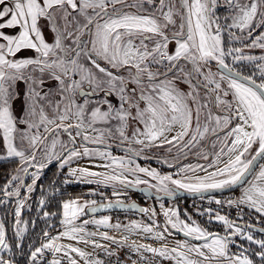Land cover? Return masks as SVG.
<instances>
[{
  "label": "snow or ice",
  "instance_id": "1",
  "mask_svg": "<svg viewBox=\"0 0 264 264\" xmlns=\"http://www.w3.org/2000/svg\"><path fill=\"white\" fill-rule=\"evenodd\" d=\"M189 156L207 163L180 164ZM152 159L175 171L137 163ZM3 161L15 168L0 206L14 209L11 236L0 222V264H264L251 223L200 212L223 225L221 235L162 202L239 189L215 204L238 209L240 221L245 209L264 218V0H0ZM52 165L64 185L111 187L117 199H61L57 225V212L45 210L46 192L64 195L53 180L37 217L25 220ZM141 185L154 190L160 213L120 199ZM112 208L148 222L84 218ZM39 220L45 226L30 231Z\"/></svg>",
  "mask_w": 264,
  "mask_h": 264
},
{
  "label": "rangeland",
  "instance_id": "2",
  "mask_svg": "<svg viewBox=\"0 0 264 264\" xmlns=\"http://www.w3.org/2000/svg\"><path fill=\"white\" fill-rule=\"evenodd\" d=\"M256 54H259V50H257V53ZM113 152L115 155H122L123 153L119 152L118 150L116 149H113ZM157 155H163V156H168L167 153H163V152H157L156 153ZM168 159L170 162L172 163H176V161L172 160V158L170 156H168ZM201 163V164H206L207 161H204L202 159H199L197 157H194V156H189L188 159H183L181 158L180 160V163L181 164H195V163ZM83 163V166L87 167L88 164L87 162H82ZM137 163H139L141 166H148L150 165L151 167L153 168H156L158 169L159 171L161 172H164V173H170V172H173L175 171V169H171V168H168L166 165H162L160 164L156 159H152V160H137ZM75 166V165H73ZM14 168H15V164H14V167H13V170L9 173V175L14 171ZM56 169V167H55ZM93 170H97V169H93ZM102 171V169H100ZM30 171H32L30 169ZM64 173L67 172V168H65L63 170ZM57 173V169L55 170L54 172V177L51 178L48 182H46L44 185L40 183V180L37 182V189H38V192H37V195L35 196L34 193H32V198L29 200V204H32L33 203V212H32V216H31V219H35L37 217V213L35 211V208H36V201H38V199L41 197L42 193H41V188H44V189H49V186L51 185L52 181L53 180H56L57 181V187H59L61 189V191L64 193L63 196L61 195H57L55 197H52L51 195H49L47 192L45 193V196H46V201L48 203V201L50 199H54L56 202H58V212H57V217H53L52 220L55 221L58 225V216H59V201L61 199H68V198H76V197H81L82 198V201L83 202V199H95L97 200V202H101V201H111V200H116L117 197H114L112 195V191L113 189L111 187H106V188H97L96 185L94 184H84V183H70L68 185H64L62 183L63 179H64V175L61 174L60 176H57L56 175ZM202 174V173H201ZM27 182H30V177L27 178ZM141 186H144V185H141ZM140 187V186H139ZM89 190H96L97 192H102L104 193L103 196L101 195H96V196H89L88 195V192ZM152 192H154V190H151ZM237 191V193L239 192V189L235 190V191H232L230 193H226L225 197H231V198H235L236 197V194L235 192ZM120 199H122L123 201H128V200H136L138 201L141 205L143 206H147V208L149 209H152V208H155V210H159L160 208V203L157 202L155 199H147L145 198L144 196H142L141 194H137L133 191H128V194L126 196H123L121 197ZM181 199H184V198H181ZM196 200L198 199V202L201 204L202 206V210L200 212H202L204 209L206 208H209V209H212L213 210V215H215L216 212H220V214H223V215H226L229 217V219L231 220H234V221H239L240 220H236L234 218H237V216H235L234 218L231 217L230 218V215H233L234 213H231V212H238V209L236 208H228L226 206H213V205H209L207 203V201L205 199H201V198H195ZM179 199L177 200H174V201H169L167 199H162V202L164 203L165 207L168 208V207H177L179 209V212H180V215L183 219H188V216H190L193 220H195L199 225L203 226V227H207L209 230L211 231H216V230H219L220 234L223 235L224 234V227L222 224L220 223H217L215 221H213L212 223H209V220H208V216L207 214H204V215H201L200 212L197 213V212H191L189 210H185V209H181L180 206H179ZM12 212H13V209H14V204H12ZM2 206H5L6 205H2ZM25 210H28L27 208ZM161 211V210H160ZM185 213H187V215H185ZM245 214L246 216L249 217V215L247 214V210L245 211ZM108 216L107 214H102V215H99V216ZM257 214L253 213L249 219H246V221H250L252 218L253 220H257L256 218ZM13 217V215H12ZM144 218L147 219V217L144 216ZM264 220V218H261ZM111 222L114 224L116 223L117 221H113L111 219ZM129 221H125V222H120L121 224H127ZM42 223H44V221H42ZM202 223V224H201ZM255 224V223H253ZM11 227H12V223H11ZM29 230L32 231L33 229L31 228V226H29ZM91 230V228H90ZM35 232H39V231H35ZM252 234L254 235V237L256 238H264V235H261V234H258L256 232H253L252 231ZM117 237H119L118 234H115ZM236 240L240 243H243L247 246V241H239V237H236ZM251 247H255V245H252ZM232 250L235 251V246H232ZM146 256H150V254H147L145 253ZM122 259H125V257L122 255L121 257ZM133 259H137V257L133 258ZM157 259V258H156ZM130 264V262H129Z\"/></svg>",
  "mask_w": 264,
  "mask_h": 264
},
{
  "label": "trees",
  "instance_id": "3",
  "mask_svg": "<svg viewBox=\"0 0 264 264\" xmlns=\"http://www.w3.org/2000/svg\"><path fill=\"white\" fill-rule=\"evenodd\" d=\"M14 167V163H12L11 161H3L0 162V186L3 185V183H5L6 178L9 176V173L13 170ZM55 166H49L48 169L44 170V173L41 176L40 179V183L41 185L45 184L46 182H48L51 178L54 177V172H55ZM38 192V189L36 188V190L33 192L34 195L36 196ZM32 205V210L28 211V210H24L23 212V218L25 220H29L31 219L32 216V212H33V203ZM12 204L6 205L5 206H0V222H4L6 224V227L8 229V234L9 236H11V222L13 220L12 217ZM58 202H56L54 199H50L47 203V207L45 208V210L50 211V212H58ZM236 214L235 212H231ZM181 216V215H180ZM233 216V215H232ZM250 217V216H249ZM248 216H246L245 211L243 213V221L237 222V223H251L252 225H256V226H260L264 228V220L260 219V220H253L252 218H250V221H246V219H249ZM43 220H39L37 227L32 230V231H40L41 228H43L45 226L44 223H42ZM255 223V224H253ZM202 224V223H201Z\"/></svg>",
  "mask_w": 264,
  "mask_h": 264
},
{
  "label": "water",
  "instance_id": "4",
  "mask_svg": "<svg viewBox=\"0 0 264 264\" xmlns=\"http://www.w3.org/2000/svg\"><path fill=\"white\" fill-rule=\"evenodd\" d=\"M145 186H140L137 190H134L133 192L137 193V194H141L142 196H144L145 198L147 199H155V195L153 194V192L150 190L148 192V194L146 195L144 192L140 191L139 189L140 188H144ZM132 191V190H130ZM232 192L231 190L229 191H225V192H219V191H214V192H206V193H203V197H208V196H212V195H218V194H226V193H230ZM181 198H184V199H195V198H200L199 195H190V194H187L183 191L179 192L175 197H173L171 200H169L168 197H163L162 196V199H167L169 201H174V200H177V199H181ZM111 201H115V200H111ZM109 201H101V202H98V204H103V203H107ZM124 204H131V203H135L137 204L139 207H144V208H147L143 205H141L138 201L136 200H128V201H123ZM114 211H125V212H132V213H137V214H141L139 213L138 211L134 210V209H130V208H125V209H118V208H112V209H105V210H102V211H99L95 214H90L89 216H92V215H99V214H102V213H109V212H114ZM253 232H256L258 234H261V235H264V232H260L259 229L263 228V227H260V226H256V225H253ZM179 237H182L181 235H177ZM183 238V237H182Z\"/></svg>",
  "mask_w": 264,
  "mask_h": 264
},
{
  "label": "built area",
  "instance_id": "5",
  "mask_svg": "<svg viewBox=\"0 0 264 264\" xmlns=\"http://www.w3.org/2000/svg\"><path fill=\"white\" fill-rule=\"evenodd\" d=\"M225 196H226L225 194H218V195L204 197V199L207 201L209 205L218 206L215 204L214 200L228 198ZM209 198L212 199L211 203L209 202ZM178 201H179L178 203L181 209L189 210L194 213L195 212L199 213L202 210V206L198 202V199L197 200L196 199H179ZM206 209H209V208H206ZM102 214H107L113 221H119V222L136 220L138 216L137 213L125 212V211H114V212L102 213ZM102 214H99V215H102ZM94 216H98V215H94ZM135 257L136 256H133V258Z\"/></svg>",
  "mask_w": 264,
  "mask_h": 264
},
{
  "label": "crops",
  "instance_id": "6",
  "mask_svg": "<svg viewBox=\"0 0 264 264\" xmlns=\"http://www.w3.org/2000/svg\"><path fill=\"white\" fill-rule=\"evenodd\" d=\"M181 164V163H180ZM179 166V165H178ZM174 170V169H173ZM237 193V191L235 192V194ZM239 195V192L236 194V196H238ZM147 207V206H146ZM160 208H159V210H156L157 211V213H160ZM247 209H245V211H246ZM248 211V210H247ZM104 216V215H103ZM103 216H95L96 218H100V217H103ZM144 216L145 215H143V214H138V216H137V218H136V221H144V222H148V218L146 219V218H144ZM145 217H147V216H145ZM84 218H87V219H90V218H92V216H90V217H88V216H86V217H84ZM181 219H183L182 217H181ZM157 220H158V222L161 224V225H163V222H164V217L162 216V215H158L157 216ZM186 220V219H185ZM201 226V225H200ZM203 227V226H202ZM89 228H91V226H89ZM53 234H55V233H53ZM110 234L111 235H115V234H118V235H120V233H116V232H110ZM132 239H134V240H138V242H140V243H149V244H152L153 246H159L158 245V243L157 242H155V241H152V240H140L139 239V237H136V236H133L132 237ZM175 239H183L182 237H179V236H176L175 237ZM63 243H72L71 241H68V240H65V241H63ZM79 247H81V248H84L86 251L87 250H90V249H88V248H86V246L85 245H83V244H80L79 245ZM157 259H159V258H157ZM81 264H82V262H81ZM164 264H170V262H164Z\"/></svg>",
  "mask_w": 264,
  "mask_h": 264
},
{
  "label": "flooded vegetation",
  "instance_id": "7",
  "mask_svg": "<svg viewBox=\"0 0 264 264\" xmlns=\"http://www.w3.org/2000/svg\"><path fill=\"white\" fill-rule=\"evenodd\" d=\"M170 157H171V156H170ZM194 157H195V156H194ZM235 213H236V212H235ZM235 216H237V213H236V214H233V216H232V215H230V218H231V217H233V218H234ZM234 219H236V220H237V218H234ZM237 222H239V221H237ZM214 232H218V233H219L220 231H219V230H216V231H214Z\"/></svg>",
  "mask_w": 264,
  "mask_h": 264
}]
</instances>
